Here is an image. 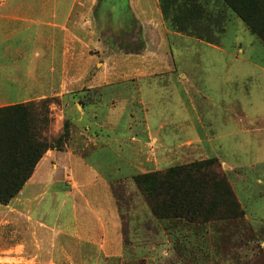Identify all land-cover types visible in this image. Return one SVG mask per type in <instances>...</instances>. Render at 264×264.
Listing matches in <instances>:
<instances>
[{"label":"crops","instance_id":"0c3cea01","mask_svg":"<svg viewBox=\"0 0 264 264\" xmlns=\"http://www.w3.org/2000/svg\"><path fill=\"white\" fill-rule=\"evenodd\" d=\"M120 1L129 6L132 20L139 22L142 29L141 18L152 16L148 28L159 34L160 39L155 36L154 49L148 44L141 53L121 56L118 62L130 68L91 73L93 60L85 57V50L95 43L93 22L99 2L0 0V108L45 98L63 102L72 100L82 90L98 91L101 95L98 108L109 116V122L118 117L113 126L126 129L127 138L111 140L103 132L100 140L87 138L84 145L75 143L71 148L47 151L21 192L9 204H0V264H75L77 259L73 257L83 254L92 256L94 264L97 257L96 262L101 257L123 256L124 223L131 221L133 214L124 210L126 203L117 196L115 185L122 179L130 180L136 189V175L170 168L192 154L203 159L218 158L231 170L243 169L217 156L215 142L224 135H231L232 144L239 136L253 142V162L247 168L259 170L258 175L264 177V55H256L259 51L264 53V43L253 35L255 40L248 56L234 57L233 65H241L242 71L241 76L238 72L236 75L250 82L246 94L250 104L241 105L234 99L224 105H212L210 98L201 93L204 102L196 103L190 90L197 78L190 67L191 59L187 64L186 58H178L168 40L170 36H190L169 30L161 0ZM104 2L111 3L103 17L108 30L116 34L126 32L129 25L119 23L118 13L116 16L117 0ZM195 40L223 52L216 42ZM33 47L38 48L34 57L45 55L50 64L48 74L37 75L36 79L30 70L24 74L20 67L25 61L32 63ZM112 57L109 56L108 63L104 60V67ZM58 64L59 69L55 66ZM14 71L22 75L15 78ZM40 79L46 81L45 87L33 89L30 81ZM178 85L184 89L183 100L176 92ZM12 96L23 98L15 102ZM226 129H230L229 134ZM177 134L184 138L174 144ZM252 193L249 189L244 200L240 199L243 205L247 206L244 201ZM138 204L140 208L139 205L134 208L137 212L134 223L140 224L141 220L159 223L146 204L141 201ZM35 207L38 217H34ZM52 209L54 215L49 216ZM170 229L168 237L175 244V236L183 231ZM137 233L139 238L145 235L139 227Z\"/></svg>","mask_w":264,"mask_h":264},{"label":"rangeland","instance_id":"374dc122","mask_svg":"<svg viewBox=\"0 0 264 264\" xmlns=\"http://www.w3.org/2000/svg\"><path fill=\"white\" fill-rule=\"evenodd\" d=\"M96 1L99 3L94 12L95 43L85 50V57L88 59L90 57L93 60L90 66L91 73L103 70L119 71L121 68H130V66H125L124 62H118L121 56L129 55V53H141L145 45L148 44L152 46V49L155 48L154 38L157 35L159 36V34L152 33L150 28H148L150 26L149 20L152 16L141 18L144 25V29H142L139 22L135 21V19L132 20L129 14V6L125 2L122 3L117 0V3L114 2V4L115 6L117 5L115 12L116 16L118 13V21H120L119 23L124 21V24L126 26L129 25V27L126 28V32L116 34L115 32H110L107 24L103 21V13L105 10L108 12L107 7H110L111 3H102V0ZM234 1L237 2L238 7L246 8L247 15L251 14L252 16L253 13L255 20L258 19V15L264 10V0H249L251 3L247 1L248 6L246 3V7L242 1ZM161 2L164 19L169 30L190 36V38L170 36L168 40L173 45V52L178 58H186L187 64L190 61L189 59H191L192 64L190 67L194 70V73H197V78L195 79V85L190 90L195 96L196 103H203L201 94H205L210 98L212 105H224L234 99H238V103L241 105L244 103L250 104L249 96L246 95L250 82L242 77L240 78L242 71L239 68L241 65H233L234 57H247L249 47L255 40L253 35L260 40V43H264L262 37L254 33L250 29L249 23L245 22L232 7H228L223 0H161ZM173 22L179 27L181 25L186 28L187 32L183 33V31L176 30L175 28L178 29V26H174ZM110 28L114 29V27ZM257 29L261 30L259 27ZM158 36L157 38H159ZM195 38H204L216 42L223 49V52L209 49L205 45H201ZM239 49H242L243 53H238ZM37 50L38 48L35 47L30 49L32 63L25 61L20 65L24 74L30 70L33 77L35 76L34 79H36L37 75H40L39 77H42L41 75L46 76L50 68L45 55V59L43 57H34V53L38 52ZM108 55L113 56V61L111 59L110 63L104 67V60H107L108 63ZM256 55H262L263 57L264 53L259 51ZM122 59L124 61V57ZM38 61L39 63L37 64ZM55 66L58 69L60 68V64ZM179 66L183 68V65L179 64ZM236 72L240 76H237ZM12 73H14L15 78L22 75V72L17 73L14 71ZM30 82L34 89L35 87H45L46 81L40 79L39 81L33 80ZM39 82L41 83L37 85ZM164 82V88H167V81L164 80ZM175 88L176 92L178 91L180 94V99L183 100V87L178 85ZM33 89L32 92L37 91ZM98 97H101L98 91L89 92L88 90H82L72 100L64 99L63 102L57 100L48 103L46 108L50 111L48 118L51 123L47 131V138L52 139L62 135L65 124H67L68 140L64 149L66 147L71 148L75 143L84 145L83 140L87 138L92 140L99 138L100 140L103 137V132L110 135L111 140L124 138L126 129L113 126L114 122L118 121V117H114V121L111 120L112 122H109V116L103 115L101 108H98ZM12 98L15 102H19L23 97L12 96ZM32 101L40 102L41 100ZM61 110L65 111L62 113ZM62 115L64 116L63 118H61ZM95 123H100L103 126H97ZM138 130L134 129L133 131L136 132ZM229 132L230 129H226L225 133L229 134ZM183 138L182 134H177L174 144L183 140ZM124 139L127 138L125 137ZM231 142V135H224L221 140L215 142V147H217V156L221 160L230 165L238 164L243 168L231 170L217 158L221 163L220 171L230 183L235 198L240 205V211L243 210L245 213L243 217L202 224L190 223L184 219H158L159 223L157 221L150 223L146 220H141L140 224H136L134 223V213H137L134 209L135 205H139L138 208H140L138 201L143 202L144 205L145 202L140 193L137 192V188L134 189L132 182L122 179L115 185V192L117 196L122 198L121 201L126 203L124 204V210L128 209L129 213L133 214L131 221L127 220L124 223L123 232L126 235L124 254L120 257H101L99 262H96L98 257L97 259L95 257L94 264H264V177L258 175L259 170L247 168L253 162L251 159L253 156L251 152L253 142L248 141L245 136L236 137L233 144ZM247 148L250 149L249 152H247ZM203 160L206 159L192 154L188 159L175 163L172 167ZM259 181H263V183ZM249 189L254 194L252 193L253 195L251 196L253 197L250 196L248 200L244 201L247 203L246 206L243 205L240 199L244 200V194L249 193ZM137 193L140 195L139 197ZM35 209L34 217H38L39 211L37 207ZM53 215L52 209L49 216ZM249 215H251L252 222H250ZM138 227L145 233L143 235L144 239L139 238L141 237L140 235L137 236ZM170 228H178L183 231L175 236V238L177 237L175 244L172 243L173 240L170 243V238L168 237L171 232ZM5 244V241H3L4 247ZM140 248L143 249L142 252H140ZM75 259H77L75 264H92L93 261V257L89 254H83V256L75 255L73 260Z\"/></svg>","mask_w":264,"mask_h":264},{"label":"trees","instance_id":"16d2710c","mask_svg":"<svg viewBox=\"0 0 264 264\" xmlns=\"http://www.w3.org/2000/svg\"><path fill=\"white\" fill-rule=\"evenodd\" d=\"M223 1L264 41V10L255 20L253 13L247 15L246 8L238 7L236 1ZM240 1L246 7L249 0ZM175 29L187 32L181 25ZM57 100L45 98L0 108V204H9L21 192L47 151L64 149L67 124L59 137L46 136L51 123L46 105ZM220 169L219 160L209 158L138 174L134 183L152 215L159 220L184 219L202 224L243 217L245 213L240 211L232 187Z\"/></svg>","mask_w":264,"mask_h":264},{"label":"flooded vegetation","instance_id":"af4514ba","mask_svg":"<svg viewBox=\"0 0 264 264\" xmlns=\"http://www.w3.org/2000/svg\"><path fill=\"white\" fill-rule=\"evenodd\" d=\"M101 7V6H100ZM104 14H105V12L103 13V17H104Z\"/></svg>","mask_w":264,"mask_h":264}]
</instances>
